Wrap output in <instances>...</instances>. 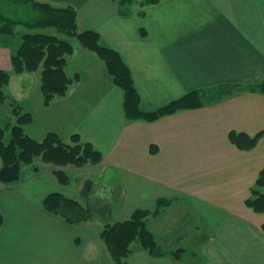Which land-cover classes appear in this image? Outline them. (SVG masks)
I'll use <instances>...</instances> for the list:
<instances>
[{
  "label": "crops",
  "instance_id": "0c3cea01",
  "mask_svg": "<svg viewBox=\"0 0 264 264\" xmlns=\"http://www.w3.org/2000/svg\"><path fill=\"white\" fill-rule=\"evenodd\" d=\"M36 1L74 8L80 32L99 33L122 55L145 111L194 91L210 97L202 108L155 122L128 120L124 93L105 63L77 41L67 67L73 83L49 106L42 69L12 74L0 108L9 103L13 124L17 107L32 117L24 127L29 137L56 133L70 143L78 135L104 160L84 168L37 160L17 183L0 181V264L112 263L103 222L72 226L44 207L53 193L87 205L80 196L86 180L94 182L90 200L115 205L112 223L160 210L148 225L167 254L152 257L137 246L127 264H264V214L246 205L264 169V137L250 151L229 139L232 131H264V0ZM16 39L0 35V71L13 72ZM56 170L70 176L68 185ZM186 234L189 241L178 239ZM180 248L187 253L176 261L171 253Z\"/></svg>",
  "mask_w": 264,
  "mask_h": 264
},
{
  "label": "trees",
  "instance_id": "16d2710c",
  "mask_svg": "<svg viewBox=\"0 0 264 264\" xmlns=\"http://www.w3.org/2000/svg\"><path fill=\"white\" fill-rule=\"evenodd\" d=\"M26 32L21 37V45L12 56L13 72L0 71V106L6 101L3 89L10 84L12 74L35 73L42 69L41 93L44 105L49 106L56 98L67 95L73 83L67 73L68 57L74 53V41L84 49L95 53L106 65L109 74L117 87L124 93L125 116L131 121L155 122L161 118L174 115L180 111L199 109L204 106L201 93L190 92L154 111L142 108L141 95L138 92L132 72L117 51L105 46L101 36L95 31L80 32L78 30V12L72 7L56 8L50 4L36 0H0V35L16 37L17 28ZM264 96V80L259 86ZM16 124L6 127L0 125V157L2 168L0 181L3 184H14L20 180L23 167L41 160L58 168H84L99 165L103 162V154L90 143H83L78 135L65 142L56 133H49L43 140L37 141L29 137L24 127L32 122L28 113L14 107ZM10 141L5 142L7 134ZM264 137V131L256 136L234 132L229 134L232 144L241 150L250 151L257 147ZM55 176L63 185L70 183L64 170H56ZM264 169L252 189L251 197L246 201L248 208L255 213L264 214ZM89 201L84 205L81 201L69 198L60 193L49 195L44 207L53 215L60 216L69 225L78 226L96 220L103 222L101 239L108 249L112 263L127 264L134 252L135 243L147 251L152 257H162L167 253L162 250L154 233L148 225V219L159 214L138 210L126 221L112 223L113 207L111 201ZM168 205L160 201L159 207ZM4 220L0 208V223ZM264 231V225L262 226ZM187 253L180 248L173 253L176 261H181Z\"/></svg>",
  "mask_w": 264,
  "mask_h": 264
},
{
  "label": "rangeland",
  "instance_id": "374dc122",
  "mask_svg": "<svg viewBox=\"0 0 264 264\" xmlns=\"http://www.w3.org/2000/svg\"><path fill=\"white\" fill-rule=\"evenodd\" d=\"M24 32H26L25 31V29L24 28H22V27H19V28H17V35H16V37H17V39L15 40L16 42H19V41H21L20 40V38L22 37V35H23V33ZM20 38H19V37ZM201 97H202V100L203 101H205V100H208L209 99V97L210 96H204V95H201ZM9 113H10V111H9V103H7V105H5L4 107H2V108H0V125L1 126H3V127H6V126H9V124L10 125H12V119H10L9 120ZM81 139V138H80ZM10 141V134L8 133L7 135H6V138H5V142L7 143V142H9ZM66 173V172H65ZM76 173V172H75ZM67 174V173H66ZM68 175V174H67ZM72 175V174H71ZM69 178H70V176H68ZM71 181L73 182V180L71 179ZM92 192H93V190H92ZM91 192V193H92ZM91 197L89 196V199H90ZM88 199V198H87ZM107 200V199H106ZM106 200H104V201H106ZM189 236L186 234V236H184V237H181L180 236V238H178V239H180V241L181 240H186V242L187 241H189V239L187 240V238H188ZM137 246H139V244L138 243H135V247H137Z\"/></svg>",
  "mask_w": 264,
  "mask_h": 264
},
{
  "label": "water",
  "instance_id": "95a60500",
  "mask_svg": "<svg viewBox=\"0 0 264 264\" xmlns=\"http://www.w3.org/2000/svg\"><path fill=\"white\" fill-rule=\"evenodd\" d=\"M93 187H94V182L92 180H86L80 194L81 198L83 199L89 198L93 190Z\"/></svg>",
  "mask_w": 264,
  "mask_h": 264
}]
</instances>
